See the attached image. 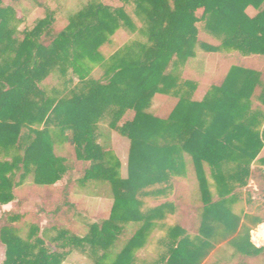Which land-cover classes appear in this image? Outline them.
I'll use <instances>...</instances> for the list:
<instances>
[{"label":"trees","instance_id":"trees-1","mask_svg":"<svg viewBox=\"0 0 264 264\" xmlns=\"http://www.w3.org/2000/svg\"><path fill=\"white\" fill-rule=\"evenodd\" d=\"M22 1L44 8L43 0H0V206L40 196L53 210L45 228L23 222L27 214L3 215V264H63L74 252L94 264H138L156 220L178 210L191 224L171 228L168 252L153 264H204L213 253L210 264L263 257L251 233L264 218L233 207L251 179L264 199V170L253 169L264 168V0H119V8L89 0L64 29L48 11L19 32ZM121 29L145 40L106 58L101 49ZM219 53L241 61L223 58L204 98L194 100L204 77L198 58ZM52 76L62 90L45 86ZM157 95L166 101L152 114ZM113 131L130 141L126 178ZM177 179L194 185L189 196ZM79 188L113 200L107 220H75ZM172 191L174 203L143 211L145 198Z\"/></svg>","mask_w":264,"mask_h":264},{"label":"rangeland","instance_id":"rangeland-1","mask_svg":"<svg viewBox=\"0 0 264 264\" xmlns=\"http://www.w3.org/2000/svg\"><path fill=\"white\" fill-rule=\"evenodd\" d=\"M5 1L6 3L9 2V0ZM88 1L89 0H43L42 3L44 4V8L40 9L33 8V5H31L30 3L22 1L19 7L15 9L16 17L21 21V23L18 24V30L19 32L31 30L38 20L45 18L48 11L52 12L55 17L56 29H64L69 23V17L78 12L84 5L88 3ZM101 2L113 8H119L123 6V4L119 0H101ZM126 11L134 20L137 28H140L141 23L134 16L133 8L126 7ZM247 13L251 17L257 14V12L253 8H249L247 10ZM21 36L22 35H20V37ZM144 40L145 39L138 33L130 32L127 29H121L112 37L111 42L101 49V52L106 58H109L115 52L130 44L131 42ZM200 40L214 46H218L219 44L214 39L204 35L203 32H200ZM223 58H228L232 61L231 63L233 64H237L239 61H241V58L233 53L229 55L225 53L210 54L208 56L202 54L201 57L198 58L204 64V77L203 80L198 83V89L195 93L194 100L201 101L204 98L212 85L211 79L213 78L215 71L217 70V67ZM102 74L103 72L101 69H95V71L93 72V78L99 80L101 79ZM75 82L77 81L75 80ZM45 86L48 87V89L58 88L62 90L63 88L62 81H60L56 76H52L51 78H49ZM165 101L166 97L159 95L155 96L149 112L155 114L159 107L165 103ZM259 106V103H254L255 108ZM112 135L114 153L121 162L120 173L123 178H126L128 170L130 141L114 131L112 132ZM262 156H264V152L260 157ZM253 169L264 170V168H262L258 162H255L253 164ZM205 170L207 175L209 176V169L206 167ZM78 176H80V174L74 173L73 177L77 178ZM65 181L66 179L61 181L59 184L63 185L65 184ZM176 184L182 185L184 187L183 189L185 191L182 190V192H184V196H189L191 189H194V185H189V182L186 180L177 179ZM261 189L262 183L259 180L251 179L247 188L238 191L240 201L234 205V213L237 215L248 214L263 219L264 199ZM88 193L79 188L78 194L73 195L72 200L74 206L76 207V212H78L75 216V220L84 226H90L94 223L101 224L109 218L113 206V200L105 196L97 198L96 196L91 194L89 195ZM174 201L175 198L173 197V191L170 195L161 198H145L143 200V211L157 208L158 206L165 203H174ZM42 210H45L46 212H43ZM52 210V202L50 199H47L45 201L40 196L20 199V201L17 203H10L9 205L0 206V228L3 225V215L7 212H20L23 214H27V217L23 219V222L29 221L31 223L40 225L42 228H45L48 222H51V216L49 215V212H51ZM177 212H179V210ZM174 216L175 215L173 214L167 213V215H165V218L162 219L163 221H161L160 223H158V220H156V227L153 229V232L147 240V244L136 254L138 264H143L147 263L150 260H155L160 254L168 252V245L170 243L168 234L171 228L174 226L183 225L182 223L178 222V218L175 219ZM256 232H261L262 237L255 238L253 239V241L255 242V244L264 245V225L257 227ZM189 236L194 237L196 235L189 234ZM2 248L3 247H0V259L2 258ZM157 254L159 255L157 256ZM63 264H94V262L87 256H84L78 252H74ZM247 264H264V256L256 260H249L247 261Z\"/></svg>","mask_w":264,"mask_h":264},{"label":"crops","instance_id":"crops-1","mask_svg":"<svg viewBox=\"0 0 264 264\" xmlns=\"http://www.w3.org/2000/svg\"><path fill=\"white\" fill-rule=\"evenodd\" d=\"M112 141H113V135H112ZM112 147H113V142H112ZM113 151H114V148H113ZM97 198H101V197H98V196H96ZM20 200H17V201H14V202H12V203H17V202H19ZM179 215H178V214ZM248 213V212H247ZM173 215H175L174 217H175V219H177L178 218V222H180V223H182L183 225H181L183 228H186V226L188 225V224H191V219H181L180 218V213L179 212H177V211H175L174 212V214ZM195 219V218H194ZM161 221H163V220H158V223H160ZM178 224V223H177ZM179 226V225H178ZM177 226H174V227H172V228H176ZM259 227V226H258ZM190 228V227H189ZM188 227H187V229H189ZM257 229V228H256ZM256 229L254 230V231H252V233H251V242L253 243V244H255V242L253 241V239H255V238H259V237H262V233L261 232H256ZM188 234H195V235H197V232L196 231H190V230H188ZM253 234H258L257 236H253ZM0 247H3L2 248V250H3V252H2V258L0 259V264H3V262L5 261V246L3 245V244H1L0 243ZM257 247H261L262 245H260V244H255ZM264 246V245H263ZM219 248H222V249H225L226 247H225V244H222V245H220L219 246ZM225 252H228V253H230V252H233V250L231 249V248H226V250H224ZM167 252H165L164 254H157V256H158V258H156L155 260H150V261H148L147 263H143V264H153V263H155L156 261H158L159 260V258H161L163 255H165ZM213 255H214V253L211 255V257L207 260V261H205L204 262V264H210L211 262H212V260H213ZM256 260V259H255ZM249 261V260H248Z\"/></svg>","mask_w":264,"mask_h":264},{"label":"water","instance_id":"water-1","mask_svg":"<svg viewBox=\"0 0 264 264\" xmlns=\"http://www.w3.org/2000/svg\"><path fill=\"white\" fill-rule=\"evenodd\" d=\"M258 234H253V236H257Z\"/></svg>","mask_w":264,"mask_h":264}]
</instances>
